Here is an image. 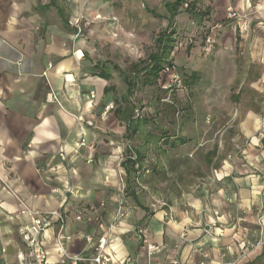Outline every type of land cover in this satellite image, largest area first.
<instances>
[{
  "label": "crops",
  "instance_id": "1",
  "mask_svg": "<svg viewBox=\"0 0 264 264\" xmlns=\"http://www.w3.org/2000/svg\"><path fill=\"white\" fill-rule=\"evenodd\" d=\"M53 1L57 6L52 0H0V222L21 237V227L33 221L23 203L59 210L66 252L93 258L105 237L107 264H173L175 258L180 264L241 263L264 244V116L249 112L244 122L250 138L244 164L224 165L221 179L232 186L208 184L185 202L128 190L125 155L132 151L136 158L140 151L126 141L137 128H128L118 107L101 118L113 102L112 75L102 77L108 68L85 57L89 48L71 30L62 0ZM82 138L95 149L78 150ZM123 191L125 214L118 218ZM51 222L42 238L48 261L71 264L57 243L59 221ZM149 243L158 250L151 253ZM17 259L31 263L26 245Z\"/></svg>",
  "mask_w": 264,
  "mask_h": 264
},
{
  "label": "rangeland",
  "instance_id": "2",
  "mask_svg": "<svg viewBox=\"0 0 264 264\" xmlns=\"http://www.w3.org/2000/svg\"><path fill=\"white\" fill-rule=\"evenodd\" d=\"M167 1L174 0L61 4L71 30L89 48L85 57L111 73L114 106H133L137 131L126 144L143 159L124 178L128 190L139 188L143 197L159 202H185L208 184L232 186L221 179L224 165L244 164L250 144L244 122L249 112L264 116V0H244L245 7L241 0H188L171 25L176 38L173 67H166L152 86L141 83L142 74L137 76L135 93L125 102L127 86L116 68L129 73L132 63L155 50L154 38L169 26ZM256 246L239 264H264V244ZM3 247L0 264H18L17 252L25 244L14 227L0 222Z\"/></svg>",
  "mask_w": 264,
  "mask_h": 264
},
{
  "label": "trees",
  "instance_id": "3",
  "mask_svg": "<svg viewBox=\"0 0 264 264\" xmlns=\"http://www.w3.org/2000/svg\"><path fill=\"white\" fill-rule=\"evenodd\" d=\"M186 3H188V0L167 1L165 3V9L167 12H170V15L168 17L169 26L166 29L160 31L154 38L155 50H153L147 58L132 63L130 67L131 72L129 73L123 71L120 67L116 68L127 86L126 94L122 96V99L125 102H130L132 96L135 93V90L138 86L137 76L142 74L141 83L143 85L152 86L158 81L161 72L164 71L166 67H173L171 54L175 49L176 38L175 32L173 31V27L171 25L174 22V17L181 12V8ZM51 5L57 6L55 1L53 0ZM58 11L61 15H64L63 8L58 7ZM186 11L189 12L190 10L186 9ZM100 74L104 78L111 77L108 70H103ZM131 105L126 106L122 109V106H119L117 109V115L121 120H124L127 123L128 128L134 131L136 130V127L132 126L134 110L133 106ZM125 109L128 110L125 112ZM142 155L143 154H141L140 152H136V158H133V156L127 158L126 170L128 176L132 173L131 167L143 159Z\"/></svg>",
  "mask_w": 264,
  "mask_h": 264
},
{
  "label": "built area",
  "instance_id": "4",
  "mask_svg": "<svg viewBox=\"0 0 264 264\" xmlns=\"http://www.w3.org/2000/svg\"><path fill=\"white\" fill-rule=\"evenodd\" d=\"M232 15V11H230ZM244 25L247 28V18L244 19ZM93 93V92H92ZM115 108L114 102H110L107 105L104 106L103 110L100 113V116L102 119H106L109 115V113ZM82 148H88L89 150L93 151L95 149V143L88 142L85 138H82L78 144L77 149L80 150ZM88 162H92V159H88ZM124 198H125V191H123L120 194L121 203L118 208L117 216L123 217L125 214V206H124ZM24 207L25 210L33 215V221L29 224H25L21 227L20 233H21V239L23 243L26 245V247L29 250L31 263L30 264H52L48 261L47 255L44 251V247L42 244V238H44L46 230L51 225V220L53 218L58 219V230H57V243L60 249L62 250L64 256L70 261L71 264H85L86 261H92L95 264H107L110 261V258L104 253V250L107 245V238L101 237L98 240V244L96 247V255L93 258H81V257H73L70 256L66 250L64 245V238L63 233L65 230V219L62 213L59 210H53L49 212H42L38 210H32L29 208L25 203ZM77 219H81V215L79 214L77 216ZM206 232L211 234V230L209 227H206ZM143 232L140 231V239L143 240ZM145 240V239H144ZM87 241H92V238L90 236L87 237ZM148 249L151 253L158 250V246L153 243H149ZM5 248H1L0 254L5 253ZM173 264H180V261L175 258L172 261ZM200 264H205L204 262Z\"/></svg>",
  "mask_w": 264,
  "mask_h": 264
}]
</instances>
